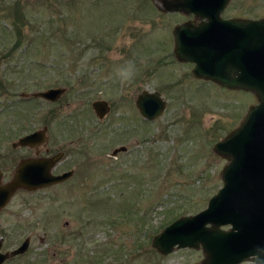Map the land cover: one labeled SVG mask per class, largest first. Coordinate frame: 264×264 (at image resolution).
<instances>
[{"label":"rangeland","instance_id":"1","mask_svg":"<svg viewBox=\"0 0 264 264\" xmlns=\"http://www.w3.org/2000/svg\"><path fill=\"white\" fill-rule=\"evenodd\" d=\"M157 0H0V169L19 158L22 134L48 126L40 145L64 155L57 183L15 191L0 209L2 264H192L201 247L161 254L152 237L182 214L206 206L227 159L213 144L236 127L255 94L192 74L173 51L175 24L192 13L162 11ZM222 16H264V0H230ZM198 21V20H197ZM131 68V79L120 72ZM63 86L51 101L35 91ZM143 89L166 101L145 118ZM24 94V95H23ZM110 110L99 118L92 100ZM124 145L114 156L113 148ZM239 264H253L249 259Z\"/></svg>","mask_w":264,"mask_h":264},{"label":"water","instance_id":"2","mask_svg":"<svg viewBox=\"0 0 264 264\" xmlns=\"http://www.w3.org/2000/svg\"><path fill=\"white\" fill-rule=\"evenodd\" d=\"M157 1L162 11L194 16L173 27L175 57L191 62L194 76L230 89L251 91L257 102L248 107L236 127L213 144V150L227 162L221 169L222 184L206 206L175 217L151 243L161 254L175 247H201L204 257L192 264H239L247 259L264 264V16L223 17L230 0ZM64 90L62 86L49 87L31 95L55 100ZM135 103L147 119L161 114L166 106L158 90H142ZM92 107L100 118L110 109L103 98L93 100ZM46 130L45 125L22 134L13 145H39L47 139ZM124 149L123 145L116 147L111 154ZM61 155L59 151L52 156L21 158L12 177L0 182V209L20 188L35 190L68 178L72 170L52 172ZM28 245L25 238L11 251H2L0 238V264L11 255L24 253Z\"/></svg>","mask_w":264,"mask_h":264},{"label":"flooded vegetation","instance_id":"3","mask_svg":"<svg viewBox=\"0 0 264 264\" xmlns=\"http://www.w3.org/2000/svg\"><path fill=\"white\" fill-rule=\"evenodd\" d=\"M185 14V13H184ZM224 17V16H223ZM227 17H229V16H227ZM192 18H194V16H193V14H191L190 16H189V19H192ZM188 20V19H187ZM198 20V19H197ZM196 20V21H197ZM52 87H56V86H52ZM63 87V86H62ZM65 88V87H64ZM66 89V88H65ZM144 90V89H143ZM65 91V90H64ZM63 91V92H64ZM141 92V91H140ZM24 95V94H23ZM60 97V96H59ZM59 97H57L55 100H57ZM97 99H100V98H97ZM104 99V98H103ZM136 99V98H135ZM55 100H51V101H55ZM93 101V100H92ZM109 103V102H108ZM110 105V104H109ZM135 105H136V103H135ZM91 106H92V102H91ZM137 107V106H136ZM93 108V107H92ZM110 110V109H109ZM100 118V117H99ZM45 126V125H44ZM47 126V125H46ZM40 128H42V127H40ZM36 129H39V128H36ZM36 129H34V130H36ZM47 129H48V126H47ZM34 130H31V131H29V132H32V131H34ZM26 133H28V132H26ZM25 134V133H24ZM46 134H47V130H46ZM47 140H48V136H47V139H46V141L45 142H43V143H41V144H39V145H35V146H29V147H31V148H34V154H31V155H26V156H22V157H20L19 158V160H18V162L20 161V159L21 158H24V157H31V156H33V157H43V156H52V155H54V154H56V153H58L59 151H62V150H58V151H56V152H53V153H48V151H49V148L47 147V148H44V151H45V153L43 154L42 153V151H43V148L40 146V145H43V144H45L46 142H47ZM19 146V145H18ZM120 146H122V145H120ZM124 146V145H123ZM117 147H119V146H117ZM116 148V147H115ZM114 149V148H113ZM125 149H126V146H125ZM124 149V150H125ZM120 151V150H119ZM118 153V152H117ZM117 153H115L114 154V156L117 154ZM63 155H64V151H62V155H61V157L55 162V164L53 165V167H52V172L53 173H56V174H58V173H62V172H65V171H68V170H72V173L70 174V176L74 173V169L73 168H69V169H63V170H60V171H53V168L57 165V163L61 160V158L63 157ZM17 162V163H18ZM17 163H16V165H17ZM16 165H15V167H16ZM14 170H15V168H14ZM14 170H13V173H14ZM0 171H1V178H0V182L1 183H4V182H6L7 180H9L11 177H12V175H13V173H12V175L7 179V180H2V177H3V171L0 169ZM69 176V177H70Z\"/></svg>","mask_w":264,"mask_h":264},{"label":"clouds","instance_id":"4","mask_svg":"<svg viewBox=\"0 0 264 264\" xmlns=\"http://www.w3.org/2000/svg\"><path fill=\"white\" fill-rule=\"evenodd\" d=\"M120 72L125 74L127 79H129V80L131 79V76H132L131 68H122V69H120Z\"/></svg>","mask_w":264,"mask_h":264}]
</instances>
